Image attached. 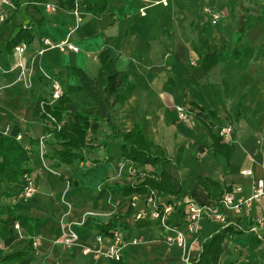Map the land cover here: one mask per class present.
Returning a JSON list of instances; mask_svg holds the SVG:
<instances>
[{
  "label": "crops",
  "instance_id": "crops-1",
  "mask_svg": "<svg viewBox=\"0 0 264 264\" xmlns=\"http://www.w3.org/2000/svg\"><path fill=\"white\" fill-rule=\"evenodd\" d=\"M8 1L7 19L0 25V137L15 140L35 193L23 203L20 186L10 185V198H0L2 206L17 208L33 227L28 236L14 221L9 224L7 237L0 235V262L31 243V254L17 264H112L97 253L110 245V237L97 230L108 222L127 243L122 264L196 260L201 245L226 228L206 218L189 232L187 203L211 207L226 190L247 198L256 182H264V0H105L102 13H82L80 23L70 11L57 8V0ZM48 5L57 10L49 11ZM22 30L31 34L32 42L19 56L8 44ZM44 40L68 41L78 52L46 50ZM106 49L116 70L133 85L125 101L110 111L113 127L127 134L138 124L170 162L144 171L165 173L181 192L157 198L160 212L171 209L163 220L150 217L144 197L118 193V187L141 184L143 173L124 161L123 143L110 137L105 123L90 124L86 145L94 151L84 162L57 173L43 160L60 150L45 136L41 117L52 83L68 98L70 115L92 119L96 108L79 92L77 72L95 80L98 56ZM39 50L46 51L34 57ZM176 108L186 121L178 120ZM67 120L72 122L71 116ZM225 127L232 131L222 138L219 131ZM214 137L232 148L228 162L214 154ZM58 174L74 185L69 188ZM103 185L113 197L100 198ZM223 215L232 230L220 245L221 255L210 264H264V201L239 216L228 210ZM68 233L77 240L65 247L62 240ZM177 233L183 235L182 248L166 243ZM100 236L103 240L97 243Z\"/></svg>",
  "mask_w": 264,
  "mask_h": 264
},
{
  "label": "trees",
  "instance_id": "trees-1",
  "mask_svg": "<svg viewBox=\"0 0 264 264\" xmlns=\"http://www.w3.org/2000/svg\"><path fill=\"white\" fill-rule=\"evenodd\" d=\"M38 1V0H35ZM41 1V0H40ZM85 5L82 13L99 15L104 11L105 0H81ZM59 9L71 11L74 0H57ZM32 42V36L28 31H20L8 44L9 49L15 50L20 44L28 47ZM100 70L95 80H91L84 72L78 71L80 81L79 92L85 94L96 108V114L92 119L85 114L78 113L70 115L68 113L69 100L65 96L52 106L46 101L42 102V119L45 122V136H50L55 145L60 147L59 151H53L52 154L43 157L47 163L48 169L57 172L63 167H69L74 164H80L85 161V156L93 153L94 148L86 145V138L91 123H105L111 132V136L120 139L123 143L120 150L125 162L135 164L143 173V182L137 186L118 187L117 191L121 197L136 195L145 197L153 195L156 200L161 195L180 196L181 192L176 191L172 186L169 177L165 173L159 176L151 172H145L146 168H156L159 163L168 165L162 153L155 150L152 142L146 139L138 124L127 134H120L114 127L110 119V111L116 106L122 104L127 96L133 90V85L129 82L125 73L119 72L115 68V60L111 52L106 49L100 52L98 56ZM47 116H50L54 122L51 123ZM71 116L72 122H68L67 117ZM109 139V138H108ZM220 138H213V150L216 156L224 158L228 162L232 148L221 143ZM176 169L179 164L175 162ZM30 176L29 170L18 158V152L15 147V140L9 137H0V198H10L8 187L10 185H23V177ZM60 181L67 183L71 188L74 184L70 180L64 179L58 174ZM226 190L224 193H229ZM223 194H221L220 198ZM114 193L105 185L100 189V198L113 197ZM219 198V199H220ZM20 199V198H19ZM21 201V200H20ZM4 217V218H2ZM14 221L18 224L28 236L33 234L32 224L18 215V209L14 206L4 207L0 204V235L4 239L7 237L9 224ZM97 230L104 237H111L115 230V224L108 222L100 225ZM232 228H226L218 232L208 241L201 245L200 253L196 260L189 264H210L212 257L221 255L220 245L224 237L231 232ZM233 234H241L239 231ZM31 243L21 252L7 256L0 264H17L26 259L31 254ZM112 264H122L121 260L112 262Z\"/></svg>",
  "mask_w": 264,
  "mask_h": 264
},
{
  "label": "built area",
  "instance_id": "built-area-1",
  "mask_svg": "<svg viewBox=\"0 0 264 264\" xmlns=\"http://www.w3.org/2000/svg\"><path fill=\"white\" fill-rule=\"evenodd\" d=\"M9 1L8 0H0V25H3L6 22V14L4 11L5 7H8ZM46 8L54 12L57 10L55 6L48 5ZM83 9L80 0H74L73 8L70 11L72 16L76 19L77 23L81 22V15ZM209 13L210 11L207 10ZM212 13V12H211ZM212 17L214 20L218 19L216 14L212 13ZM43 45L45 46L46 50H59L62 52H72L77 53L78 49L73 46L70 42L64 41L59 44H52L48 40L43 41ZM46 50H39L36 52L34 57H41ZM26 52L25 46H19L15 48V53L19 56L24 55ZM18 67L26 70V66L23 64L18 63ZM60 87L57 83L53 82L51 85V94H50V101L48 104L50 106L54 105L61 97ZM178 113V120L186 121L187 118L183 113L181 108H176ZM51 123L54 120L47 116ZM232 131L231 127L222 128L219 131L220 137L224 138L230 135ZM43 141V138L41 139ZM42 145V144H41ZM243 176H251L250 172H242ZM35 193V184L29 175H25L23 177V185L20 186V193L19 198L20 200L25 203ZM154 194L147 195L144 197L146 204L150 207V217L154 220H163L164 216L170 212V207H165L161 212L157 207V199H154ZM264 201V182L259 181L254 184L252 192L249 197L247 198H237L232 191L229 193H224L222 197L211 207H201L196 205L193 202H189L186 205V212H185V224L187 226V230L189 232H194L197 229V225L200 220L202 219H210L219 225L221 228H227L229 224L225 216L223 215V211H231L235 216L241 215L244 211H247L254 203ZM77 240V237L73 233H68L62 240V244L65 247H70L73 242ZM103 238L100 236L97 238L96 242L101 243ZM166 243L170 245H175L179 248H182L184 245V238L182 233H177L174 237H169L166 239ZM33 248L35 249V243L32 244ZM127 243L125 242L124 238L120 235L117 230L112 232V236L110 237V245L104 252L97 251V253H101L108 261L110 262H118L120 260L121 252L126 247ZM185 264H189L186 262Z\"/></svg>",
  "mask_w": 264,
  "mask_h": 264
}]
</instances>
